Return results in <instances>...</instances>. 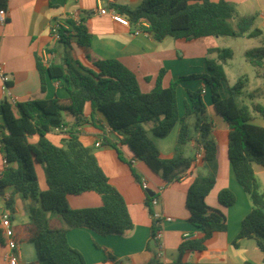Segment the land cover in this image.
<instances>
[{
    "label": "trees",
    "instance_id": "1",
    "mask_svg": "<svg viewBox=\"0 0 264 264\" xmlns=\"http://www.w3.org/2000/svg\"><path fill=\"white\" fill-rule=\"evenodd\" d=\"M131 25L139 19L148 22L147 32L155 40L170 36L186 40L205 36L260 37L263 31L254 25V15H239L235 3L228 0H142L136 7L114 5ZM88 15L77 20L66 18L56 29L60 43L89 47L91 34L86 25ZM235 19V26L231 24ZM216 56L207 58L209 72L179 76L167 86L162 85L164 69L155 79L154 86L143 92L135 74L117 59H100L95 69L75 67L67 58L47 66L37 62L40 90H45L48 75L67 92L66 98L0 101V115L4 129L0 136V154L6 164L0 171V197L10 187L23 198L40 201V208L31 206L28 221L11 224L6 235L0 228V248L8 241L33 242L36 261L20 264H87L82 254L67 241L66 233L75 227H87L101 235L123 234L133 227L125 201L98 164L92 148L79 140L78 127L95 123V114H102L109 131L119 136H101V143L116 150L125 160L132 175L141 181L139 174L120 150L126 146L133 158L140 160L165 184L180 179L195 164L194 156L186 155V147L194 141L196 150L202 148V161L207 165L206 174H197L190 183L185 197L187 221L201 230L199 237L184 236L177 247L175 264H194L189 256L205 249L206 240L215 232L226 230V216L221 208L206 203L215 183L216 142L211 135L212 123L203 100V89L186 90L183 114L180 115L176 87L183 80L202 79L206 83L213 108L228 125L227 157L235 180L248 195L251 208L240 223L236 239L254 238L258 250L264 253V193L255 177L253 164L264 168V129L251 122V112L264 119V105L254 100L256 93L246 96L250 103L240 100L244 82L238 79L228 87L229 95L220 92L225 81L223 63L230 59V48H216ZM245 60L264 80V47L248 49ZM89 104L88 115L85 106ZM63 113L69 116L64 118ZM177 125L173 155L162 157L148 136L166 137ZM65 126L61 144H54L47 133L55 127ZM36 136L32 142L30 137ZM42 164L47 189L41 190L35 172ZM14 164V165H12ZM144 190V189H143ZM93 191L100 195L101 204L95 207L70 208L67 195ZM144 204L150 216V204L156 194L145 190ZM222 207L235 202V194L222 188L217 194ZM8 200L5 199V203ZM8 209L13 210V202ZM161 228L160 220L152 218L150 235L153 240ZM155 242H157L155 240ZM109 259H116L107 253ZM156 255L144 264H156ZM1 264V263H0ZM19 264V263H18ZM242 264H252L244 261Z\"/></svg>",
    "mask_w": 264,
    "mask_h": 264
},
{
    "label": "crops",
    "instance_id": "2",
    "mask_svg": "<svg viewBox=\"0 0 264 264\" xmlns=\"http://www.w3.org/2000/svg\"><path fill=\"white\" fill-rule=\"evenodd\" d=\"M142 0H0V8H5L6 22L0 25V63L8 76L7 82L0 80V101H14L27 99H48L54 96L66 98L67 92L45 76V90H40V79L37 62L47 66L50 63L62 62L67 58L75 67L82 66L95 69L94 62L100 59H117L130 69L136 76L140 89L148 92L152 89L155 79L161 69H164L162 85L167 86L171 80L179 76L206 73V59L214 58L217 46L215 36L186 40L167 36L158 41L150 34L135 35L132 26H127L112 19L109 11L114 5L136 7ZM217 1V0H212ZM235 5L240 0H228ZM100 7L107 12L98 13ZM88 15L86 25L91 34L89 47L77 45L74 41L70 45L60 43L52 29L57 22L66 18L77 20ZM224 82V81H223ZM220 92L223 97L229 95L228 88ZM203 89V100L207 115L212 123L211 135L216 142V172L215 183L206 196V203L211 207H218L226 216V230L215 232L206 240L205 249L194 252L189 259L194 264H242L249 261L252 264H264V253L257 249L254 238L236 239L243 216L249 212L251 202L248 195L234 178L228 157V125L219 116L212 105L209 89L202 79L181 81L176 87L177 103L180 115L183 114V101L187 98L186 90ZM88 115L89 104L85 106ZM69 120V117H68ZM264 129V119L253 117L251 122ZM0 115V136L4 129ZM79 140L86 146L95 147L92 150L98 164L108 177V181L122 195L129 215L133 222L131 230L123 234L101 235L87 227H75L67 231L66 238L70 246L76 248L84 257L87 264H144L157 254V242L151 238L150 226L152 217L144 204L145 192L140 182L132 175L125 160L119 158L118 153L111 146L101 143L95 146V141H101V136H119L109 131L102 114H95V123H87L78 127ZM177 126L166 137H155L150 132L148 136L157 146L162 157L173 155ZM65 134L52 130L47 137L57 145L61 144ZM32 142L36 136L30 137ZM192 149L188 154L187 150ZM123 157L132 161V165L145 179L147 188L157 195L158 202L152 207L153 211L161 214L160 226L162 236L160 245L163 254L156 256V264H175L177 247L184 235L199 237L202 232L187 221L188 210L185 197L190 183L197 174H206L207 165L199 160L180 179L165 184L154 174L144 162L134 159L126 146L120 147ZM196 148L194 141L186 147V155L194 156ZM14 165V164H12ZM6 164L0 155V171ZM255 177L261 191L264 193V168L253 164ZM38 185L41 190L47 189L43 165L35 166ZM229 188L235 194V202L228 206H220L217 194L220 189ZM12 189H5L4 198L0 197V216L9 211L11 224H21L29 219L31 206L40 208V201L23 198L26 202L24 209L18 198L19 193L12 196L13 210L6 207L5 199ZM70 208L78 209L95 207L101 204L100 195L93 191L67 195ZM25 218L26 221L16 222L14 216ZM170 218L167 220L166 218ZM31 245L32 250L25 248ZM107 253L117 261L109 259ZM9 254L7 246L0 248V263L7 264L5 256ZM18 263L36 261L33 242H18L16 252Z\"/></svg>",
    "mask_w": 264,
    "mask_h": 264
},
{
    "label": "rangeland",
    "instance_id": "3",
    "mask_svg": "<svg viewBox=\"0 0 264 264\" xmlns=\"http://www.w3.org/2000/svg\"><path fill=\"white\" fill-rule=\"evenodd\" d=\"M236 9L239 15H254V25L260 28L264 35V0H240L236 5ZM230 21L231 24L235 26V19H231ZM215 37L219 48H230L233 52L232 57L223 63L226 79L223 82L222 91L229 86H232L238 79H242L244 85L239 99L243 100L244 103L249 104L250 99L246 95L250 92H255L256 96L254 100L264 105V80L256 75L255 68L249 64L244 57V52L246 50L256 47H264V40L260 37H247L245 35L237 37L221 35ZM211 56L215 57L216 54H211ZM251 115L252 117L260 118L254 112H251ZM63 116L66 119L69 117L65 113H63ZM253 122H255V120H253L252 123ZM95 149V147H92V150ZM187 152L190 154L192 149L187 150ZM17 201L20 202L24 209H26V202L21 195ZM14 218L16 222H20L21 220L26 221L25 218H20L18 215H15ZM25 248L33 251V247L30 244L25 245ZM40 264H46V262L42 261Z\"/></svg>",
    "mask_w": 264,
    "mask_h": 264
},
{
    "label": "built area",
    "instance_id": "4",
    "mask_svg": "<svg viewBox=\"0 0 264 264\" xmlns=\"http://www.w3.org/2000/svg\"><path fill=\"white\" fill-rule=\"evenodd\" d=\"M107 10L105 7H100L98 9V13L100 14H104L106 13ZM111 17L113 20L115 21H119L127 26H132L133 28V33L135 35H138V34H141V33H147V28H148V22L144 19H139L135 25H131V23L128 21V19L122 15L121 13H119L117 10L115 9H112L109 11ZM6 18H7V13H6V9L5 8H0V25H3L5 22H6ZM59 25H64L63 22H57L52 31L53 33L56 35V29ZM0 80L2 82H7L8 81V76L6 75V73L4 72L3 70V67L0 63ZM15 102V101H14ZM65 126H62V127H55L53 130L55 131H65ZM95 146H99L101 145V141H95L94 143ZM1 155V154H0ZM202 159V148H198L196 151H195V154H194V161L197 162L199 160ZM140 186L142 189H146L147 188V183L145 181V179H141L140 181ZM158 202V198L157 196L153 197L150 201V204L151 206L153 207L154 205H156ZM152 218H157L161 221L162 219V216L161 214L159 213H156L154 212L153 215L151 216ZM167 220H169L170 218H166ZM10 225H11V222H10V218H9V211L8 210H5L1 216H0V228H2L3 232L8 235L10 233ZM161 236H162V229L159 228L156 233H155V236H154V239L157 241V247H158V252L156 254L157 257H161L162 254H163V251H162V247L160 245V239H161ZM184 236H187V235H184ZM7 247L9 249V254H7L5 256L6 258V261H7V264H18V258H17V255H16V252H17V249H18V243L15 242V241H8L7 243Z\"/></svg>",
    "mask_w": 264,
    "mask_h": 264
},
{
    "label": "water",
    "instance_id": "5",
    "mask_svg": "<svg viewBox=\"0 0 264 264\" xmlns=\"http://www.w3.org/2000/svg\"><path fill=\"white\" fill-rule=\"evenodd\" d=\"M145 191H146L149 195H153V194H154L153 191L150 190V189H148V188H146ZM11 201H12V198H9V200H8L7 203H6V207H7V208L9 207Z\"/></svg>",
    "mask_w": 264,
    "mask_h": 264
}]
</instances>
